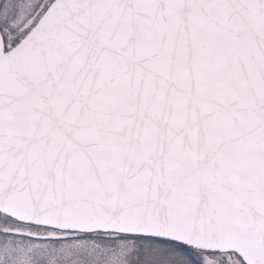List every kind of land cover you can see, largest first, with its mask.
<instances>
[{
  "label": "snow or ice",
  "instance_id": "6c2138e0",
  "mask_svg": "<svg viewBox=\"0 0 264 264\" xmlns=\"http://www.w3.org/2000/svg\"><path fill=\"white\" fill-rule=\"evenodd\" d=\"M0 264H264V0H0Z\"/></svg>",
  "mask_w": 264,
  "mask_h": 264
}]
</instances>
